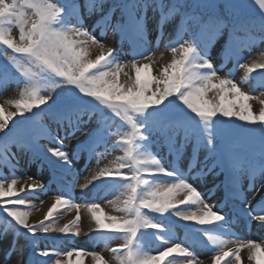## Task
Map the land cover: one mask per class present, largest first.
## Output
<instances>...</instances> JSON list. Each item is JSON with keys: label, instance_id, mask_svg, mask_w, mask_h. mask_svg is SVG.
<instances>
[{"label": "snow or ice", "instance_id": "obj_1", "mask_svg": "<svg viewBox=\"0 0 264 264\" xmlns=\"http://www.w3.org/2000/svg\"><path fill=\"white\" fill-rule=\"evenodd\" d=\"M253 4L258 5L256 16L251 11ZM81 8L97 16V23L86 24ZM149 10L157 15L152 26L161 31L169 17L180 18L178 29L169 25L175 37L170 36L165 45L172 59L157 75L152 73L156 53L145 39ZM109 28L120 36L135 37L131 59L122 58L117 47L107 46L104 37ZM257 42L264 44V0H224L222 4L217 0H84L82 5L78 0H0V47L6 50L0 62V93L12 84L18 89L17 98L0 105V168L11 165L10 174L0 176V214L5 219L0 236L12 232L34 238L37 233L59 232L77 237L83 208L97 236L119 241L109 248L114 264H204L195 251L201 244L212 253L211 264H243L244 249L249 262L264 264V241L226 238L234 235L225 227L227 216L207 202L190 165L186 173L150 151L155 135L173 126L181 128L185 141L191 137L210 154L212 164L206 161L200 172L227 171L233 178L231 196L264 228V191L255 184L257 171L264 175V107L257 113L249 103L258 99L264 105L260 98L264 97V51L259 60L251 62L242 55ZM214 47L222 52L224 62H234L246 78L256 80L255 88L245 91L230 74L219 75L224 65L217 61L218 68L213 63ZM93 48L99 53L94 57ZM256 90H261L258 97L252 95ZM61 92L67 96L60 98ZM46 108L58 124L67 121L63 136L48 133L50 142L59 146L40 145L30 130L16 133L10 127V122L19 120L31 124ZM112 117L119 123L110 122ZM94 119L95 125L89 127ZM237 122L244 127L238 128ZM78 133L84 136L77 144L81 154L96 158L97 163L101 147L122 152L112 166L100 168L81 185L82 191L118 192L108 201L117 214L105 212L95 199L76 202L70 194H57L43 220L30 223L35 207L31 199L47 188L33 176L20 182L15 175L19 158L31 154L54 171H71L77 152L65 150L64 140ZM257 138L258 170L247 159L255 154ZM244 170L253 178L248 185L253 200L259 196L255 205L242 198L238 187V173ZM72 210L75 217L56 227L57 213ZM170 216L202 226L206 241L178 240L171 226L162 222L161 218ZM146 235L159 241L154 250L141 247ZM33 256L34 264H84L86 256L92 264H109L100 252L78 247L41 249L33 244Z\"/></svg>", "mask_w": 264, "mask_h": 264}, {"label": "rangeland", "instance_id": "obj_2", "mask_svg": "<svg viewBox=\"0 0 264 264\" xmlns=\"http://www.w3.org/2000/svg\"><path fill=\"white\" fill-rule=\"evenodd\" d=\"M221 0H217L219 3ZM63 2V0H61ZM84 0H78V4L82 5ZM80 11L85 16V23L86 24H96L98 21L97 16H89L87 13L83 11V8L80 9ZM252 13L257 11L258 13V5H252L251 7ZM116 15L118 16L119 13L117 12ZM148 18H149V27L146 30L145 39L149 43V47L152 51L155 53H158L160 55H155L153 57V64H152V73L153 75H157L159 73L160 68L169 63L172 59V53L170 50H168L165 45L169 42V37L172 36L175 37V31L171 30L169 28V25L175 24L177 29L179 28V20L180 18L178 16H171L169 17L168 22L164 25L163 30L161 31L158 27H153L152 25L157 20V15L152 12L151 10L148 11ZM102 23V22H100ZM96 31L99 35L102 37L104 34L100 32V28L97 27ZM160 34V35H158ZM13 35H16L18 37V29L13 30ZM159 37H162L160 39ZM105 43L108 47L115 46L117 49L121 52L122 58L127 57L128 59L132 58L133 54V48L135 46V37H123L119 34L113 33V31L109 28L107 31V36L104 37ZM5 49L3 47H0V62L4 61L5 59ZM10 52V50H7ZM264 51V44H261L257 42V44L251 49V50H244L242 52V55L247 57L248 62H251L252 60H259L261 58V52ZM93 57L98 53V50L93 48ZM162 54V55H161ZM166 55V56H165ZM211 58L213 60V63L219 68L220 64L217 63V61H220L223 63V67L219 72V75L225 76V75H231V78H233L238 84L241 86V88L245 91H249L253 88H255L256 80L252 78H246L245 73L243 69H239L238 67H231L232 61H223V54L222 52H217L215 47L211 49ZM125 71H128V69H125ZM256 73H253V76H255ZM124 77L121 75V82H123ZM8 91L0 93V105L4 104L6 100L13 99L18 97V89L15 87L14 84L9 86ZM261 90H256L252 92L253 96H260ZM56 92H59V89L56 90ZM55 96V93H53ZM212 95L211 93L209 94ZM67 96V93H60V98H65ZM261 99H264V97H260ZM249 103L252 104V108L254 112H259V109L261 107H264V105H261L258 99H252L249 101ZM47 109V108H46ZM45 109V110H46ZM8 110L15 111L14 107H9ZM170 111H173L175 113L174 109H170ZM38 120L40 121L39 125H36L34 123V120L32 119L31 124L29 122L23 121L20 122V127L22 131L24 130H30L31 133L35 136H37L38 144L48 146V147H54L59 146L55 144L54 142H50L48 133L52 134H59L60 136L64 135L63 127L67 124V121H65L63 124H58L55 119H53L51 113L45 114L42 113L38 115ZM116 122L119 123L118 118L112 117L110 122ZM96 123V120H93V124L89 125V127L94 126ZM238 128H243L244 125H241L239 122H237ZM116 128L114 127L112 129L113 133L116 132ZM126 129H120V131H124ZM85 131H87V128H85ZM170 137L172 138L174 142V149L176 153L178 154V160L181 164H185L187 161L190 160L192 155V148L194 146V142L191 137L188 138L187 141L182 140V132L183 130L181 128L171 127L166 131ZM3 136V133L0 137ZM164 134H157L154 136V142L150 149V151L157 154V158L161 159V161L169 166H174L170 156L167 153L166 148L163 145L162 138ZM84 139L83 134L78 133L74 139H65L64 140V148L68 151H76L77 152V158L74 160V163L72 164L71 171H65L63 169H60L58 171L52 170L47 163L36 160L31 158V154L28 155H22L19 158V163L16 165V171L15 175L20 177V182L23 183L28 176H33L37 180L41 181L45 184L47 191L38 193L36 197H33L31 199V203L35 205L34 208L31 209V215L29 217L30 223H37L40 220H43L44 215L47 212V209L51 207L52 203H54V198L57 194H70L71 197L76 202H83L86 198L87 199H95L96 202H99L101 204V207L105 210V212L110 214H117L114 213L112 210V206L108 203L109 200L115 199L119 193L115 194H108L105 195V192L103 190L97 191L95 188H89L81 190V185L85 184L88 180L91 179L92 175H94L100 168H103L105 166H112L113 160L119 156L122 155V152L120 151H105L103 147L98 149L99 155V163H97L96 158H91L90 162L86 159L87 153L81 154V149L77 147L78 141H81ZM182 140V141H181ZM110 141L109 143H111ZM12 150H15L14 146H11ZM190 149V150H188ZM190 152V155L188 153ZM200 154V161H199V167H197L196 171L193 172V175L198 176L197 183L199 184L200 190L205 193V198L207 199V202L212 205H216L217 210L222 211L226 216L227 213L226 209L223 207L222 202L220 201L219 197H216L214 195L209 196V192L211 189H218L219 183L221 180V175H227L230 184L232 183V176L227 171H222L219 168H215L213 172L204 174L200 172V168L203 167L204 163L207 161L209 165L212 164V160L209 158L210 154L204 149L202 146H200L199 150ZM190 157V158H188ZM251 155L247 157L248 163L254 167L259 169L260 165V159H259V141L258 138L256 139V151L254 154L253 159L250 161ZM11 168V165H9L7 168H0V176L9 175L8 169ZM179 168L182 170V166L179 165ZM238 177V187L241 190L242 198H245L247 200H250L253 202V205H255L256 201L259 200V196H256V200H253V194H251L248 190V185L250 182V178H252L246 170L241 171ZM75 177V181H73V178ZM230 177V178H229ZM54 179L58 181V183L54 182ZM255 184L256 188L259 191H264V175H261L259 171H257V174L255 176ZM234 199V198H233ZM43 201L41 204L40 201ZM235 205L238 210L242 211L243 205L241 204L239 199H234ZM43 207V210L45 214L42 218H39L35 222L31 221V216L36 208ZM244 213V212H243ZM76 213L75 210H72L70 212L65 211H59L57 213V223L55 224L56 227L63 226V224L67 223L69 220L73 219L75 217ZM80 224L79 227L81 229V234L77 237H66L64 234H61L59 232H50L48 234L44 233H37L34 237L36 241L33 242V244L38 245L39 248L43 249L45 246L41 243L42 239H53L55 242V248H62V249H68L71 247H78V248H84L89 251L95 250L100 252L104 257L105 260L109 261V264H114L113 257L111 252L109 251V248L116 247L119 243V241L111 240L106 241L103 237L97 236L95 234V224L90 218V214L87 212L86 209H81L80 211ZM242 216H239V219L237 220V225L239 226V234L240 238L248 236L247 239H252L257 242L264 241V228L260 226V222L252 219V223L250 224L251 227H249L251 230L248 229L246 231V227L244 226L245 222L241 218ZM228 218V217H227ZM171 220H175L181 223V221L177 220L176 217H169ZM5 222L4 215L0 214V228L3 227V224ZM184 222V221H182ZM185 223H191V222H185ZM166 224V223H164ZM167 225V224H166ZM175 237L180 240L179 233L176 231V229H172ZM151 231V230H150ZM247 232V234H246ZM12 232H8L7 235L0 236V264H20V262H23L25 256H27V252L30 251L31 246L30 243H26L25 238H27L26 235L19 234L18 240H14L12 237ZM246 234V235H245ZM245 235V236H244ZM150 236V235H149ZM229 238V237H228ZM56 239V240H55ZM231 239V238H229ZM157 241V240H156ZM181 241V240H180ZM186 242V241H185ZM149 241L144 237V239L141 241V247L144 250L155 249V246H149ZM159 242H156L158 244ZM188 243V242H186ZM190 243V242H189ZM16 246L15 251L11 253L12 255H9V252L12 250V246ZM51 249L50 247H47ZM197 253V257L199 260H203L204 264H211V255L212 253L208 251V248H201L196 247L195 249ZM14 257L12 260L11 258ZM241 257L243 264H254V262H249L247 260V250L244 249L241 251ZM75 260V257H73ZM84 264H92V260L90 256H86L83 258ZM209 261V262H208Z\"/></svg>", "mask_w": 264, "mask_h": 264}, {"label": "bare ground", "instance_id": "obj_3", "mask_svg": "<svg viewBox=\"0 0 264 264\" xmlns=\"http://www.w3.org/2000/svg\"><path fill=\"white\" fill-rule=\"evenodd\" d=\"M159 53V52H158ZM156 53L155 55H160ZM166 56V55H165ZM45 214L44 210H43V207H39V208H36L35 211L33 212L32 216H31V221L32 222H35L36 220H38L39 218H42L43 215ZM14 257L11 258V260L13 259ZM209 262V261H208ZM206 264V263H205Z\"/></svg>", "mask_w": 264, "mask_h": 264}]
</instances>
